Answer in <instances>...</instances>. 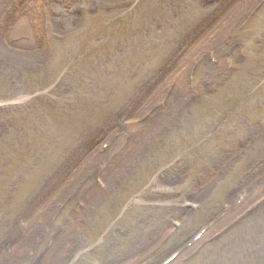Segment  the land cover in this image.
Here are the masks:
<instances>
[{
  "label": "rangeland",
  "instance_id": "rangeland-1",
  "mask_svg": "<svg viewBox=\"0 0 264 264\" xmlns=\"http://www.w3.org/2000/svg\"><path fill=\"white\" fill-rule=\"evenodd\" d=\"M131 1L46 0L40 6L31 1L21 7L22 0H0V27L7 25L9 30L21 18L25 19V31H16L11 37L3 32L1 50L14 55L12 46L28 40L35 51H39L35 47V32L48 39L47 49L40 51L41 60L24 61L22 68L16 69L7 52L6 58L0 57V103H15L11 108L0 111V245L12 235V227H23L24 237L29 226L33 228L32 220L30 223L20 221L25 208L52 183L50 180L57 172L61 174L63 171V175L68 174L66 181L71 179V189L52 203L54 206L70 197L59 222L63 218L60 223H65V226L70 223L72 226L67 227L74 228L75 236L56 241L58 253L46 264H116L110 261L112 256L128 249L133 251L158 231L160 236L153 242H147L149 244L144 249L134 250L129 257L117 259V264H156L178 249L181 240L201 221L207 220L212 222L211 242L201 245L196 253L194 249L181 253L172 264H264V243L261 242L264 210L257 213L256 209H251L242 213L247 216L244 219L248 220L246 224L238 220L242 215L240 211L225 219L221 217L224 212L220 210L224 204L229 208L235 204V201L226 202V192L239 194L241 190L248 191L242 189L243 181L249 185L252 178H242V174L254 160L264 157V0L237 3L236 6L246 4L242 12L234 14L236 17L240 12V17L235 23L226 21L222 24V20L236 7L226 11L224 3H230L229 0H212L205 4L202 0H138L129 5ZM248 17L252 20L244 28ZM215 20L217 22L204 31ZM236 27L237 30L244 29L238 34ZM219 33L223 37L216 43ZM235 33L234 41L241 42L240 61L233 63L231 59L236 53L232 54L226 71L219 75L226 59L223 54L228 51V41H223ZM189 36L197 46L182 64L189 67L193 62L201 61L196 78L187 83L183 72L173 71L158 84L154 94L148 93L144 97L148 86L157 83L154 78L164 73L160 72L172 53L179 45L183 46ZM20 38L23 39L18 41ZM214 48L221 66L212 69L206 59ZM28 65H41L36 71L42 72L30 74ZM155 71L158 74L152 78ZM13 72L27 86L24 84L17 88L10 85L8 78ZM182 88L184 94L177 99V92ZM23 94V99H20ZM138 97L139 100L147 98L148 103H143L138 115L130 117V122L134 123L125 125L122 130L125 135H115L110 130L107 139L89 151L95 134L111 128L116 120L127 116L132 106L129 99ZM168 99L169 111L155 115L156 118L159 114L164 118L157 129L150 128L155 118L146 125L143 121L139 123L142 113L149 111L153 104ZM172 101L175 106H170ZM190 103L192 108L184 112L182 108ZM123 110L126 111L117 117ZM178 112L182 113L181 116L177 115ZM141 133L140 141L132 144L130 135ZM238 142L242 143L243 154L235 160L240 157V161L228 167L234 159L231 156L224 165L225 171H220L204 189L197 192L193 187L196 197L186 191L189 185L195 186L192 181L195 171L183 173L180 183L161 180L163 184L172 185L170 187L174 191L188 193L199 203L201 210L197 213L180 211L179 206L170 205H179L176 199L162 198L149 189L144 197H132L135 190L145 187L154 171V166H146V163L162 166L175 155L185 153L191 156L192 163L198 168L206 165L212 168L224 155H215L209 163V157L213 156L211 153L219 151L222 146L235 148ZM201 143H205L206 148L196 154L195 149ZM155 144H159L157 149ZM106 145L109 148L104 151ZM89 153L93 155L88 156ZM151 159L155 160L154 164ZM134 164L133 167L143 165L120 184L109 201L101 205L98 219L89 217L88 211H94L89 208L93 205L88 203H85L86 208L83 207L86 211L79 212L80 217L79 214L74 215L75 205L85 201L83 188L88 177H92L89 170L94 172L97 166L105 165L108 168L120 167L119 172H123L132 169ZM76 170L81 175L75 179L72 173L76 174ZM136 174L140 175V180L143 178V185L134 180ZM238 180H241L239 188ZM63 182L65 177L60 185ZM260 184L264 189V180L256 181L255 188ZM213 185L217 186L212 199L206 198L204 203L200 196ZM129 199L137 200L125 207ZM155 201L166 206L163 209L166 214L142 211V202L150 210L152 204H158ZM52 211L47 215L41 213L46 218L40 223L39 234L46 229L44 226ZM158 214L162 216L153 222V217ZM70 215L73 217L68 218ZM78 218H83L82 223H85L76 225ZM173 222H179L180 227H171ZM19 224L21 226H17ZM39 236L33 234L25 239L20 250L14 247L12 258L16 256V259L11 264H32L28 255L31 250H37L34 239L39 243H45L47 239L46 235L43 238ZM255 247L260 248L259 252L254 251Z\"/></svg>",
  "mask_w": 264,
  "mask_h": 264
},
{
  "label": "bare ground",
  "instance_id": "bare-ground-1",
  "mask_svg": "<svg viewBox=\"0 0 264 264\" xmlns=\"http://www.w3.org/2000/svg\"><path fill=\"white\" fill-rule=\"evenodd\" d=\"M244 5L246 6V4H244ZM244 5H238V6H236L227 15V17L222 20L221 24L223 22H226V21H233V23H235L236 20L240 17L239 16L240 12L238 13V15L236 17H234V14L237 11H241L242 12L245 9L244 8ZM263 19H264V16H263ZM24 20H25L24 18H21L19 20L20 22L18 24L16 23L17 25L15 27L9 28V30H7V32H6L7 37L13 36L16 33V31H19V30L25 31ZM19 26H20V28H17V30H16V27H19ZM37 34H38V32H37ZM221 37H223V34L222 33H219V35L216 37V43H218L220 41V38ZM12 49L14 50V55H10L13 52H7V51H4V50H1L0 49V57L4 56V58H6L5 57L6 56L5 53L7 52L8 56L11 57V60H12L13 64H15L17 66L16 68H22V65H23V62L24 61L25 62H28L31 59H35V60L39 59V60H41L40 51H35V49L28 42V40L27 41H24V42H20V43L14 44L12 46ZM16 49H18V50H16ZM183 94H184V88L179 89L178 92H177V99L181 98L183 96ZM161 119H162V117H160V116L157 117V119L154 121V123L151 126V128H156L160 124L161 121H159V120H161ZM143 135H144V132H143ZM141 136H142V133L141 134H138V135L137 134L136 135H133L132 136V139H131L132 144L135 145V142H139L140 141V138L139 137H141ZM75 173L76 174H74V172L72 173L73 177L75 176V179L77 178V176L81 175V172H79V171L77 172V170L75 171ZM83 174L84 173H82V175ZM115 175H116L115 171H112V172H108L106 177H107V179L109 181L111 179V183H112V177H114ZM169 176H171V175H169ZM261 176H263V177L260 180H263L264 179V172H263V174ZM59 179H60V174H58V172H57L55 174V176L52 178V181H57ZM70 180L69 181H66L63 185H61V187L55 192V194L50 198V200L40 209V211L44 208L45 209L44 210V214L45 215H47V214H49L51 212V210L53 208V203H52L53 200L52 199L54 197L57 198L58 196L59 197L62 196L63 193L66 194V193L69 192V190L71 189V187H70V185H71L70 182L71 181ZM169 181H173V179H169ZM215 187H216V185L211 186L206 192H204L200 196V199L204 203H205L206 198H211L212 199V194H213V191H214ZM91 191L94 193L93 194V200L91 201L90 199H88V203L93 204L95 202L94 198L96 197V195H98V192H97V190L95 188H91ZM250 196H251V194H250ZM40 211L38 212V215H36L33 218V220H32L33 221V228L30 229V226H29V228H28V230L26 232L25 237L22 240L15 241L13 243V244L16 243V245L14 246V247H16V250H20L21 246L24 243V240L30 238L31 235H33V234L39 235L40 223L42 222L43 219L46 218L45 215H41ZM55 227L53 229H54V233H56V238H54V243L52 244V247L50 248V250L46 254V256H45V258L43 260V264H46V261L48 259H51V258L55 257L56 254L58 253V250H57L58 247L55 246L56 241H63L64 239H66L68 237H71V236L74 237L75 236V230H74V228H69V227H67L65 225L57 226L56 228ZM11 230L14 231L12 233V235L14 236L15 235V232H17V230L14 229L13 227L11 228ZM30 230H31V233H29ZM66 233H68V234L66 235ZM156 236L158 237V235H156ZM12 252L10 253L11 255H7L6 254V255H3L2 257H0V263L2 262L3 264H11L16 259V256L12 258V256L14 255V253H12Z\"/></svg>",
  "mask_w": 264,
  "mask_h": 264
}]
</instances>
